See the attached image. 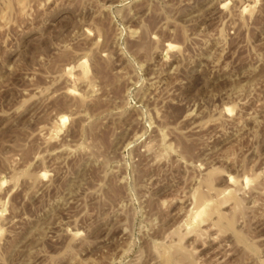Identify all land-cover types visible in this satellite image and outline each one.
Segmentation results:
<instances>
[{"label": "rangeland", "instance_id": "1", "mask_svg": "<svg viewBox=\"0 0 264 264\" xmlns=\"http://www.w3.org/2000/svg\"><path fill=\"white\" fill-rule=\"evenodd\" d=\"M0 264H264V0H0Z\"/></svg>", "mask_w": 264, "mask_h": 264}, {"label": "bare ground", "instance_id": "2", "mask_svg": "<svg viewBox=\"0 0 264 264\" xmlns=\"http://www.w3.org/2000/svg\"><path fill=\"white\" fill-rule=\"evenodd\" d=\"M232 181H233V179H231V182H232ZM233 182H234V181H233ZM233 182H232V183H233ZM232 183H231V184H232ZM204 184H205V183H204ZM207 186H208V185H207ZM207 186H206V187H207ZM208 188H209V187H208ZM237 191H238V190H237ZM210 193H211V192H210ZM219 194H220V192H219ZM223 194H224V193H223ZM210 195H211V194H210ZM216 195H217V194H216ZM204 196H207V195H206V194H204ZM203 198H205V197H202L201 195H200V196H198V199H197V200H199V202H198V203H200V202H201V200H203V201H204V199H203ZM201 204H202V203H201ZM237 205H239V203H238ZM237 205L235 206L236 208H237ZM242 206H243V205H242ZM238 208H239V207H238ZM238 208H237V210H238ZM196 209H198V207H197ZM235 210H236V209H235ZM237 210H236V211H237ZM239 210H240V209H239ZM237 212H238V211H237ZM192 216H193V215H192ZM201 216H202V215H201ZM199 217H200V216H199ZM196 218H197V217H196ZM200 218H201V217H200ZM196 220H197V219H196ZM198 220H199V218H198ZM195 222H196V221H195ZM197 222H198V221H197ZM201 222H202V221H201ZM201 222H200V223H198V224H199V226H200V224L202 225V223H203V222H202V223H201ZM187 223H188V222H187ZM193 223H194V222H193ZM186 225H187V224H186ZM193 225H194V224H192V222H191V223L189 224V226H191V229H189L188 227H187L186 229H188V231L190 230V232H191V230H192V231H193L192 233H194V232H196V233H197V232H198L197 234H196V233H195V234L199 236V229H200V228L198 227L197 223H195V226L197 225V227H196V228H193V227H194ZM198 228H199V229H198ZM201 228H202V227H201ZM204 231H205V230H204ZM190 232H189V233H190ZM201 233H202V232H201ZM190 234H191V233H190ZM202 234H204V233H202ZM202 234H201V235H202ZM201 235H200V237H201ZM185 256H186V255H185Z\"/></svg>", "mask_w": 264, "mask_h": 264}]
</instances>
